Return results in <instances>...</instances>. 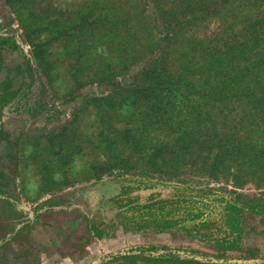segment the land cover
Wrapping results in <instances>:
<instances>
[{"label": "rangeland", "instance_id": "1", "mask_svg": "<svg viewBox=\"0 0 264 264\" xmlns=\"http://www.w3.org/2000/svg\"><path fill=\"white\" fill-rule=\"evenodd\" d=\"M150 8L144 0H0V37L15 43L0 65V177L13 182L23 227L11 250L22 254L31 231L38 247L21 264H89L146 244L264 257L261 114L245 116L234 99L213 105L183 85L137 97L151 62L184 70L204 46L162 50ZM139 183L201 190L209 200L163 219L106 202ZM164 223L170 228L156 227Z\"/></svg>", "mask_w": 264, "mask_h": 264}, {"label": "trees", "instance_id": "2", "mask_svg": "<svg viewBox=\"0 0 264 264\" xmlns=\"http://www.w3.org/2000/svg\"><path fill=\"white\" fill-rule=\"evenodd\" d=\"M150 5L162 35L161 49L175 45H191L200 40L204 46L197 55L188 56L182 70L173 72L151 62L143 77L137 78L133 91L156 94L177 90H193L214 105L228 99L245 116L261 114L264 121V0H144ZM15 47L13 41L0 37L1 52ZM153 61V60H152ZM162 64V62H161ZM164 65V64H163ZM154 78V79H153ZM190 78V80H189ZM192 81H193V84ZM191 85V86H190ZM243 98V104H241ZM210 104H205L209 106ZM238 105V106H237ZM254 117H258V116ZM254 123L255 118L251 119ZM240 142L255 143L248 136L235 138ZM264 143V139L261 140ZM0 196L9 189L7 179L0 177ZM207 193L176 186L139 183L122 185L118 193L107 200L116 209L129 210L134 217L166 218L181 211H192L206 206ZM10 203V202H9ZM10 205L13 206L12 203ZM167 223V222H166ZM166 230L167 224H158ZM89 264H264V257L248 253L242 259L223 255H207L184 246L146 244L108 253Z\"/></svg>", "mask_w": 264, "mask_h": 264}, {"label": "crops", "instance_id": "3", "mask_svg": "<svg viewBox=\"0 0 264 264\" xmlns=\"http://www.w3.org/2000/svg\"><path fill=\"white\" fill-rule=\"evenodd\" d=\"M7 183L9 185V189H4V195L0 196V254L1 251L6 249L13 248V241H17L23 234V227L19 226V223L22 220L18 208L14 206L10 199V189H12L11 185L13 182L6 176ZM2 181H0L1 183ZM10 192V193H9ZM13 204L10 205V203ZM32 232V231H31ZM28 234L31 244L22 254L17 253L16 250H11V256L6 257L7 264H21L23 260L32 259L33 254H36L38 251V247L34 246L33 235ZM22 239V237L20 238ZM23 240V239H22ZM50 245H52L55 241L54 236L50 237L46 240ZM16 251V252H15Z\"/></svg>", "mask_w": 264, "mask_h": 264}]
</instances>
